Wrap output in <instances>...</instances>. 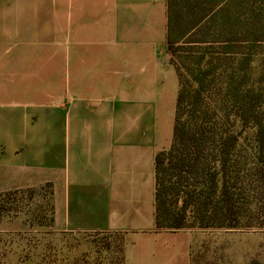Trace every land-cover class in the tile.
Returning <instances> with one entry per match:
<instances>
[{
    "label": "crops",
    "instance_id": "obj_1",
    "mask_svg": "<svg viewBox=\"0 0 264 264\" xmlns=\"http://www.w3.org/2000/svg\"><path fill=\"white\" fill-rule=\"evenodd\" d=\"M166 37V0H0V193L49 184L56 232L138 254L172 140Z\"/></svg>",
    "mask_w": 264,
    "mask_h": 264
},
{
    "label": "trees",
    "instance_id": "obj_2",
    "mask_svg": "<svg viewBox=\"0 0 264 264\" xmlns=\"http://www.w3.org/2000/svg\"><path fill=\"white\" fill-rule=\"evenodd\" d=\"M229 1L166 0L178 92L171 143L154 159L155 232L264 229V0L234 31ZM50 188L0 193V221L43 189L53 221Z\"/></svg>",
    "mask_w": 264,
    "mask_h": 264
},
{
    "label": "rangeland",
    "instance_id": "obj_3",
    "mask_svg": "<svg viewBox=\"0 0 264 264\" xmlns=\"http://www.w3.org/2000/svg\"><path fill=\"white\" fill-rule=\"evenodd\" d=\"M252 1H229L232 14L236 9L228 22L234 25L233 31L237 25L245 24L243 17ZM214 2L224 7L228 0ZM223 14L219 13L218 18ZM180 36L177 29L172 36L177 42L173 47L182 45L184 39ZM46 193L47 189H43L31 200L17 202V214L2 219L16 221L14 227L0 230V264H264L263 228L155 232L152 238H144L143 248L136 255L125 249L129 238L123 234L59 233L52 226Z\"/></svg>",
    "mask_w": 264,
    "mask_h": 264
}]
</instances>
